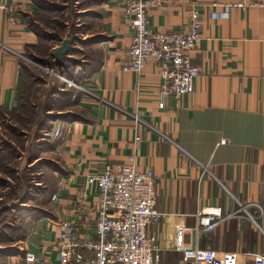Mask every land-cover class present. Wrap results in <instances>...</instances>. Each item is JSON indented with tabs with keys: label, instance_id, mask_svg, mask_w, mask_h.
I'll return each instance as SVG.
<instances>
[{
	"label": "crops",
	"instance_id": "crops-1",
	"mask_svg": "<svg viewBox=\"0 0 264 264\" xmlns=\"http://www.w3.org/2000/svg\"><path fill=\"white\" fill-rule=\"evenodd\" d=\"M260 1L161 0L149 11L150 26L160 32L186 31L192 10L200 14L202 37L191 54L201 74L194 92L176 99L161 95L154 63H147L142 72L123 70L133 30L123 16L122 0H93L88 17L94 24L85 37L93 51L90 72L76 94L74 110L62 112L65 117L54 118L58 120L50 121V130L44 129L52 136L49 151L54 155L42 193L45 201L24 220L28 231L23 229L18 252L7 263L20 264L27 251L55 259L64 219L75 221L85 235H95L98 191L90 177L107 164L131 157L140 171L155 174L157 208L163 215L150 233L157 238L162 263L182 264L180 244L237 252L241 264H254L255 253L264 255V203L263 211L251 205L261 201L264 174ZM48 4L0 0L9 7L0 8V120L22 116V56L41 39L36 25ZM52 110L49 105L48 113ZM58 127L61 135L55 137ZM54 193L57 200L52 199ZM241 204L248 205L254 219ZM203 206L223 209L225 218L212 232H198L197 213Z\"/></svg>",
	"mask_w": 264,
	"mask_h": 264
},
{
	"label": "built area",
	"instance_id": "built-area-1",
	"mask_svg": "<svg viewBox=\"0 0 264 264\" xmlns=\"http://www.w3.org/2000/svg\"><path fill=\"white\" fill-rule=\"evenodd\" d=\"M123 16L133 30V42L128 51L124 71L142 72L147 63H154L162 80L161 95L176 99L191 94L201 69L192 63V52L202 37V22L197 9L191 12V25L186 31H155L149 23V11L161 0H122ZM264 8V1L256 3ZM0 8L9 9L6 5ZM164 107V102H160ZM135 121L141 123L139 115ZM61 135L60 128L55 131ZM163 137L167 135L163 134ZM137 139H140L138 137ZM207 170V167H204ZM98 191L97 220L92 232L85 235L77 223L64 219L59 223L58 253L55 259L39 257L27 251L20 264H164L160 246L150 227L163 215L157 208L158 193L152 170L140 171L135 157L128 162L107 164L100 173L91 175ZM53 200L58 199L54 193ZM264 174L261 181V201L251 203L263 211ZM248 216L254 219L241 204ZM198 232H212L225 218L220 206H203L198 210ZM93 226V225H92ZM91 226V228H92ZM180 226L179 231L184 232ZM182 264H241L237 252H218L197 246L180 244ZM254 264H264V255L253 254Z\"/></svg>",
	"mask_w": 264,
	"mask_h": 264
},
{
	"label": "rangeland",
	"instance_id": "rangeland-1",
	"mask_svg": "<svg viewBox=\"0 0 264 264\" xmlns=\"http://www.w3.org/2000/svg\"><path fill=\"white\" fill-rule=\"evenodd\" d=\"M48 2V12L42 14L36 25L41 39L22 56L25 69L22 116L0 120V264H9L7 259L16 256L21 230L28 231L24 220L33 207L45 201L42 193L50 181L54 155L49 151L52 146L48 139L52 136L39 121H57L54 118L65 117L62 112L74 110L76 94L82 89L88 60L93 54L85 38L94 24L88 17L93 0ZM70 37L75 48L57 61L53 48ZM58 62L63 64L60 66ZM46 104L54 110L48 113ZM37 157L40 158L34 161Z\"/></svg>",
	"mask_w": 264,
	"mask_h": 264
},
{
	"label": "water",
	"instance_id": "water-1",
	"mask_svg": "<svg viewBox=\"0 0 264 264\" xmlns=\"http://www.w3.org/2000/svg\"><path fill=\"white\" fill-rule=\"evenodd\" d=\"M73 42V38L70 37L63 41L62 45L55 51V57L57 61H62L63 56L68 54L70 51V45Z\"/></svg>",
	"mask_w": 264,
	"mask_h": 264
},
{
	"label": "trees",
	"instance_id": "trees-1",
	"mask_svg": "<svg viewBox=\"0 0 264 264\" xmlns=\"http://www.w3.org/2000/svg\"><path fill=\"white\" fill-rule=\"evenodd\" d=\"M72 51V50H71ZM71 52L69 51V53L68 54H70ZM89 72L90 71H87L86 73H85V76H88V74H89ZM47 106H49L48 104H46L45 105V108L47 107ZM50 119H47L44 123H43V121L42 120H40L39 121V124H41L42 126H44V129L45 130H50V127H51V125H50ZM15 229V228H14ZM19 230H21V229H19ZM16 231H18V229H16ZM21 231H23V230H21ZM4 235L6 234V233H3ZM1 250H5L4 248H1Z\"/></svg>",
	"mask_w": 264,
	"mask_h": 264
}]
</instances>
